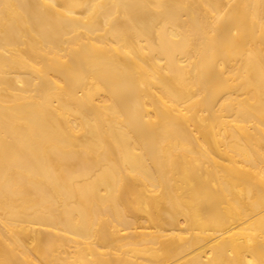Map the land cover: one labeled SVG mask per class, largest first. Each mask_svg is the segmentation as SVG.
<instances>
[{"label":"bare ground","instance_id":"1","mask_svg":"<svg viewBox=\"0 0 264 264\" xmlns=\"http://www.w3.org/2000/svg\"><path fill=\"white\" fill-rule=\"evenodd\" d=\"M0 264H264V0H0Z\"/></svg>","mask_w":264,"mask_h":264}]
</instances>
